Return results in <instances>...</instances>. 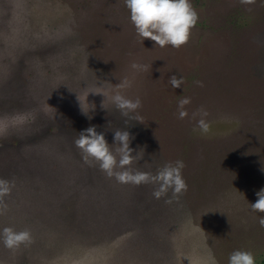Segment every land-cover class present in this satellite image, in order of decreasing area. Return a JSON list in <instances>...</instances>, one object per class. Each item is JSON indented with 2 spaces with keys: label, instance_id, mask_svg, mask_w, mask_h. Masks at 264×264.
Instances as JSON below:
<instances>
[{
  "label": "rangeland",
  "instance_id": "374dc122",
  "mask_svg": "<svg viewBox=\"0 0 264 264\" xmlns=\"http://www.w3.org/2000/svg\"><path fill=\"white\" fill-rule=\"evenodd\" d=\"M191 3L198 22L174 48L143 42L125 0H0V178L15 182L0 229L33 238L15 251L0 242V264H228L237 249L264 258V213L251 209L264 188V0ZM125 77L131 87L117 89ZM107 81L109 95L141 98V122L125 125L110 99L101 107L90 92ZM201 108L208 134L194 131ZM90 126L110 145L115 130L131 133L134 171L183 160L188 190L168 204L151 183L120 184L86 164L74 141Z\"/></svg>",
  "mask_w": 264,
  "mask_h": 264
},
{
  "label": "clouds",
  "instance_id": "9594fccd",
  "mask_svg": "<svg viewBox=\"0 0 264 264\" xmlns=\"http://www.w3.org/2000/svg\"><path fill=\"white\" fill-rule=\"evenodd\" d=\"M254 0H241L243 4L253 3ZM126 7L130 10V19L139 37L150 38L155 42V47H165L171 45L180 48L189 42L192 36V29L196 26L199 15L193 7L191 0H125ZM130 68L135 71H144L146 65L133 61ZM184 76L172 75L168 83L173 88H180L184 84ZM198 86H203L202 81H194ZM107 83H102L99 87L102 91L93 90L90 93L102 94L105 99L101 102V107H105V100L110 99L113 105L125 118V125L129 121H142L138 110L142 107V100L139 96L135 99L129 98L117 90L109 95L111 91ZM131 87V81L125 77L116 84L117 89ZM79 98V97H78ZM191 103L190 97H183L178 101V118L184 119L189 113L185 108ZM84 111V110H83ZM85 112V111H84ZM86 113V112H85ZM200 119L197 120V127L200 134L210 132V123L205 119L208 116L206 109L198 110ZM193 115H196L195 113ZM131 133L126 129L115 130L113 143L110 145L105 138V134L97 132L95 126H90L80 132L74 144L80 150L81 157L90 166L98 164L100 170L108 177L115 178L120 184H153L152 193L156 199L167 197L165 203L171 204L174 200L179 201L181 195L188 190V184L183 177L182 170L185 167L183 160L168 162L159 167L155 174L132 169V164L138 158H142L140 152L133 155L134 149L130 147L132 141ZM116 145L115 149L111 146ZM15 182L0 178V215L8 210V203L5 199L10 196ZM171 193V196H169ZM258 199L251 203L253 212L264 213V188L256 193ZM259 225L264 227V216L259 219ZM0 242L9 250L15 251L21 245L28 246L33 242L32 234L29 230L17 231L12 227L0 229ZM209 264H218L215 256L209 258ZM228 264H257L256 255L250 250L237 249L228 257Z\"/></svg>",
  "mask_w": 264,
  "mask_h": 264
},
{
  "label": "trees",
  "instance_id": "16d2710c",
  "mask_svg": "<svg viewBox=\"0 0 264 264\" xmlns=\"http://www.w3.org/2000/svg\"><path fill=\"white\" fill-rule=\"evenodd\" d=\"M257 264H264V258L261 259Z\"/></svg>",
  "mask_w": 264,
  "mask_h": 264
}]
</instances>
